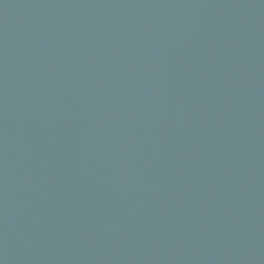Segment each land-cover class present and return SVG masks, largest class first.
I'll use <instances>...</instances> for the list:
<instances>
[{"label": "water", "instance_id": "obj_1", "mask_svg": "<svg viewBox=\"0 0 264 264\" xmlns=\"http://www.w3.org/2000/svg\"><path fill=\"white\" fill-rule=\"evenodd\" d=\"M0 264H264V0H0Z\"/></svg>", "mask_w": 264, "mask_h": 264}]
</instances>
